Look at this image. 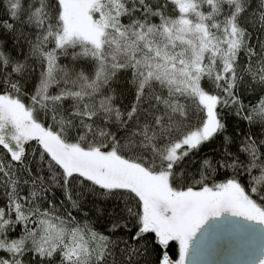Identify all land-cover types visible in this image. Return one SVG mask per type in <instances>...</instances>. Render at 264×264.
<instances>
[{
  "label": "snow or ice",
  "instance_id": "snow-or-ice-1",
  "mask_svg": "<svg viewBox=\"0 0 264 264\" xmlns=\"http://www.w3.org/2000/svg\"><path fill=\"white\" fill-rule=\"evenodd\" d=\"M225 249L264 264V0H0V264Z\"/></svg>",
  "mask_w": 264,
  "mask_h": 264
},
{
  "label": "water",
  "instance_id": "water-1",
  "mask_svg": "<svg viewBox=\"0 0 264 264\" xmlns=\"http://www.w3.org/2000/svg\"><path fill=\"white\" fill-rule=\"evenodd\" d=\"M208 259L211 260L213 264H233L238 257L231 250L225 249L221 253L208 257Z\"/></svg>",
  "mask_w": 264,
  "mask_h": 264
},
{
  "label": "trees",
  "instance_id": "trees-1",
  "mask_svg": "<svg viewBox=\"0 0 264 264\" xmlns=\"http://www.w3.org/2000/svg\"><path fill=\"white\" fill-rule=\"evenodd\" d=\"M65 62H67V61H65ZM131 99H132L131 95L129 93L125 92V95L120 98V101L119 102L121 104L128 105L130 103ZM232 127H234V125ZM232 127L229 128V131L230 132L232 131ZM211 151H212L211 149H205V152H209L210 153ZM56 198H57V200L61 199V195H60L59 192L56 193Z\"/></svg>",
  "mask_w": 264,
  "mask_h": 264
}]
</instances>
